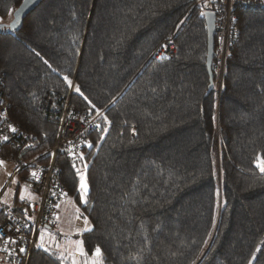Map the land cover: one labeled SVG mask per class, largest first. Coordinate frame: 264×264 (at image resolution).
<instances>
[{
    "label": "trees",
    "instance_id": "trees-1",
    "mask_svg": "<svg viewBox=\"0 0 264 264\" xmlns=\"http://www.w3.org/2000/svg\"><path fill=\"white\" fill-rule=\"evenodd\" d=\"M21 2L0 0V25ZM233 13L238 40L224 61L215 50L213 83L196 0H43L0 32L9 114L34 137L17 169L48 160L68 98L97 116L93 146L75 163L56 157L92 223L79 235L87 261L98 246L103 264H264V1ZM164 40L177 52L155 59ZM16 154L4 147L0 159ZM55 248L37 245L28 264H75Z\"/></svg>",
    "mask_w": 264,
    "mask_h": 264
},
{
    "label": "built area",
    "instance_id": "built-area-1",
    "mask_svg": "<svg viewBox=\"0 0 264 264\" xmlns=\"http://www.w3.org/2000/svg\"><path fill=\"white\" fill-rule=\"evenodd\" d=\"M259 1L264 0H196V4L203 7L204 12L212 10L216 14L215 49L221 51L223 61L228 45L238 40L239 30L236 24L238 17L233 13L234 3L251 4ZM176 52L174 42L164 40L155 50L153 57L163 59L173 56ZM2 84L3 79L0 77V150L4 147H14L18 154L13 159L18 160L19 154L30 147L34 137L11 118L10 103ZM13 127L16 129L15 132L11 131ZM97 130V116L82 112L71 105L68 98L59 119L55 144L43 154L49 156L48 160L38 162L42 156L40 155L34 160L24 161L26 167L36 165L30 174V184L36 199L29 204V211L33 216L30 222L17 214L15 205L2 206L0 239L10 241L14 245L9 253L11 263L28 264L32 251L37 246V231L41 227L50 228L57 225L58 208L68 195V189L62 181V170L56 165L57 155L63 154L75 162L89 144L91 133ZM5 136L8 137L7 140L4 139Z\"/></svg>",
    "mask_w": 264,
    "mask_h": 264
},
{
    "label": "rangeland",
    "instance_id": "rangeland-1",
    "mask_svg": "<svg viewBox=\"0 0 264 264\" xmlns=\"http://www.w3.org/2000/svg\"><path fill=\"white\" fill-rule=\"evenodd\" d=\"M11 19L12 17H10L8 21L3 24H8V22ZM215 50L218 56L220 57L221 61H223V56H222L221 51L218 49H215ZM222 71L223 69L221 66L219 69L220 77L223 73ZM220 77H219V85H220ZM39 155H36V156L38 157ZM0 161L4 162L3 164H0V182L3 177L5 178L4 182H8L9 177L14 167L16 166L15 165L16 161L12 157L10 160L0 159ZM16 167L18 168V166ZM78 167L80 169L79 192H80L81 198L84 200L86 199V192L80 188V184H81V175H82L84 177V183L87 185V178H86L87 167H85V164H82V162L79 163ZM20 168H21L20 170H23L26 168V166H23ZM33 169L34 168H32V170ZM218 174L220 175L219 171H218ZM30 182H31V179L28 181H23L21 179L19 180V177H17L16 179H14L13 182H11L10 184L4 187L5 188L4 192L6 191L4 196L12 199L13 198L12 193H16L18 186L21 184V190H20L21 196L27 199L31 198L33 194L31 192L32 188H31ZM3 205L4 204L0 202V210H1L0 213L1 214H2ZM80 211L81 210H80L79 203L75 201L74 197L68 193L65 201L58 208L57 217H56L57 218L56 227H50V228L41 227L39 235H38V241L39 239H41V237H44L47 241L46 244H49L52 247L61 248V250L63 251L67 250L69 252H75L76 250H80L81 249L80 242L82 240L79 235L82 232L89 230L92 227V223L90 219L85 216H82ZM8 260H9V257H8Z\"/></svg>",
    "mask_w": 264,
    "mask_h": 264
},
{
    "label": "crops",
    "instance_id": "crops-1",
    "mask_svg": "<svg viewBox=\"0 0 264 264\" xmlns=\"http://www.w3.org/2000/svg\"><path fill=\"white\" fill-rule=\"evenodd\" d=\"M16 165V164H15ZM31 171H32V168L30 169V174H31ZM17 177H19V180H20V176H19V170L17 169V167L15 166L10 177H9V181L8 182H4L5 178L3 177L1 182H0V202L3 203V204H12V205H15L17 203H20V202H24V206H23V211L25 212L24 214V218L27 219L29 222L32 220V214L31 212L29 211L28 209V205L31 201L35 200L36 199V196L35 194L32 192V197L27 199L23 196H21L20 194V190H21V184L18 186L17 190H16V193H12L13 194V198L10 199L8 197H5V192H4V187L8 184H10L11 182L14 181V179H16ZM30 177V176H29ZM21 182V181H20ZM31 190V189H30ZM21 197H23V199H21ZM1 212V210H0ZM39 232H40V229L37 231V245H42V246H45V247H52L50 246L49 244H46V239L43 237V240L39 239L38 241V235H39ZM13 243L10 242V241H3L0 239V264H15V263H11L9 260H8V257H9V253L11 251V249L13 248ZM61 252H63L64 254L65 253H69L71 255L74 256L75 259H73L75 261V264H81L82 262L84 264H87L88 261H92L94 260V256L90 259H85V255H81V251L80 250H76L75 252H69L67 250L63 251L61 250V248H55ZM83 249V247H82ZM84 252V251H83Z\"/></svg>",
    "mask_w": 264,
    "mask_h": 264
},
{
    "label": "water",
    "instance_id": "water-1",
    "mask_svg": "<svg viewBox=\"0 0 264 264\" xmlns=\"http://www.w3.org/2000/svg\"><path fill=\"white\" fill-rule=\"evenodd\" d=\"M43 0H22L20 5L14 10L12 19L8 24L0 25V32L5 30L20 29L23 25L25 17L34 10ZM204 18L208 31V56H207V68L210 74V81L213 83L212 63L215 56V20L216 14L212 10L204 12ZM223 69V63H222ZM223 72V71H222Z\"/></svg>",
    "mask_w": 264,
    "mask_h": 264
},
{
    "label": "snow or ice",
    "instance_id": "snow-or-ice-1",
    "mask_svg": "<svg viewBox=\"0 0 264 264\" xmlns=\"http://www.w3.org/2000/svg\"><path fill=\"white\" fill-rule=\"evenodd\" d=\"M26 2H27V0H26ZM69 84H71V81H69ZM76 91L79 92L80 91L79 88H77ZM93 108H95V105H93ZM11 131L15 132L16 129L13 127V128H11ZM4 139L7 140L8 137L5 136ZM87 146L92 147L93 145L91 143H89ZM81 159H83L82 156H81ZM3 163H4L3 161H0V164H3ZM73 167H75V165H73ZM85 167H87L86 164H85ZM258 167H260V170L262 172H264V166H261L260 164H258ZM77 173H79L78 169H77ZM32 175L35 176V173H33ZM80 188L82 190H84L85 192L87 191V185L84 183V177L82 175H81ZM21 199H23V197H21ZM86 202L87 201H85V203ZM41 240H43V237H41ZM80 244H81V249H80L81 255H85V253L83 252V249H82V241L80 242ZM40 246H42V245H40ZM21 251H24V249H21ZM257 251H259V249H257ZM94 255H95L96 259L93 261V264H103V260H102L103 253H102V250L98 246L94 250ZM253 259H255V257H253Z\"/></svg>",
    "mask_w": 264,
    "mask_h": 264
}]
</instances>
